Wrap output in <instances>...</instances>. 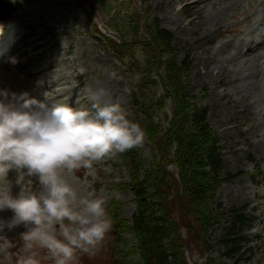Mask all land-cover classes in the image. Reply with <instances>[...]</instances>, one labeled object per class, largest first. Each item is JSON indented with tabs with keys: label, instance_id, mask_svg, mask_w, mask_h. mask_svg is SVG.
I'll list each match as a JSON object with an SVG mask.
<instances>
[{
	"label": "rangeland",
	"instance_id": "obj_1",
	"mask_svg": "<svg viewBox=\"0 0 264 264\" xmlns=\"http://www.w3.org/2000/svg\"><path fill=\"white\" fill-rule=\"evenodd\" d=\"M114 1L116 0H92L96 10L85 4L90 13L89 19L79 13L72 0H19L23 5H19V9L13 4V13L18 15L22 11L26 13L27 18L23 29L20 27L14 31L17 32L15 36L20 45L18 50L24 54V51L30 49L39 55L40 61L34 65V68L32 67L31 74L27 73L25 66L16 67L17 71L9 67L7 71L13 76L12 78L15 79L17 74L24 72V81L32 85V88L28 89L15 82L11 89L16 92L28 91L38 99L46 93L57 102H67L76 107L79 102L86 101L87 90L94 86V81L102 78V69L116 71L118 79L111 82V87L122 99L131 119L143 127L142 106L134 105L132 100V95L138 93L144 95L146 100L143 101L141 96L137 102H145L154 113L157 111L158 115L161 113L159 117H162L163 113L167 115V118L160 123L155 121L159 133L153 140L150 139L153 144L145 140L144 145L138 149L148 160L151 156L154 157L156 165H159V176L165 180L162 186L165 191L161 196L163 204L166 203L171 208L173 218L180 223L183 237L190 238L187 243L189 247L185 250L187 263L218 264L224 261L231 264L233 261L230 262L222 256L220 240L230 224L229 212L246 204L245 217L250 222L246 224L239 237L247 261L239 264H264V186L261 187V201L258 203L255 189L249 179V173L254 168L248 156L249 150L253 152L260 160L264 172V36L258 37L259 41L251 37L264 34V0H237V3L228 6L229 10L226 11L218 8V5L210 6V9L209 6L196 9L191 0H134L138 3L140 15L131 7L126 10L128 1L117 0L120 4L119 19L114 17L116 13L113 7ZM218 1L217 4L222 1L229 3L231 0ZM211 11L219 14L214 17ZM232 11L234 16H231ZM99 14L110 30L115 29L117 35L127 40H131L128 34L130 26L124 21V18L128 17H136L139 28H144L148 40H151L157 25L170 30L173 36L169 47L171 55L175 57L176 62H180L184 55H188L192 61L190 73L188 74L187 71L181 80L194 103L209 109L207 122L219 139L224 160L222 176L226 175V171L234 172L233 174L236 175L232 180H220L214 183V189L206 193L205 200L208 206L212 207L214 222H217L207 231L205 237L214 244L209 252L202 251L200 241L196 244L191 240V235L185 227L186 220L190 218L184 204L186 199L181 185L182 178L178 164L174 161L177 156L179 157L176 144L172 143L171 137L168 136L166 139L170 144L167 152L155 147L158 136L169 135L177 121L174 101L171 96L165 97L166 94L170 95L169 91L172 88L162 68V62L169 58L168 53L163 55L160 53L158 56L156 51L150 49L151 60L146 62L147 56L143 54L142 47L148 48V45H142L141 40L137 39L133 43L135 44L133 59L126 57L122 61L116 58L102 43L100 34L96 32V19H101ZM245 14H249L246 19H244ZM63 15L69 22L70 28L54 25L55 30L64 29V34L60 36L63 31L55 32L50 24L53 21L50 19L66 26ZM7 18L8 21L12 20L10 17ZM31 25L35 26L32 32H30ZM224 26H227L229 31L225 32L224 36H220L219 31ZM73 27H76L80 33H75V36L74 33L70 34ZM250 27L251 36H242L247 34ZM36 40L42 47L33 50L31 46ZM241 41L244 45L240 44ZM5 56H0V65L3 64ZM29 57L28 53L22 55L21 63H26ZM134 62L139 67L136 72L129 68V64L133 65ZM39 66V73L34 74ZM68 68L75 73H71ZM76 72L79 74L77 81L70 78L78 75ZM150 80H154L156 84L151 85ZM78 81L83 83L79 88L75 86ZM3 84L6 85L0 80V85ZM66 95H70L73 100L63 99ZM157 100L161 103H157ZM135 110L139 113L136 114ZM158 115L155 114V117ZM181 134L183 136L184 133ZM199 149L203 151L202 146L198 147ZM165 154L173 161L165 163L163 160L166 159ZM115 163L120 165L116 167ZM199 170L201 169L194 165L187 170V174L193 175L194 171ZM14 176L15 173H10V177L14 178ZM70 180L82 193L95 192L105 197L109 201L108 212L110 205L120 204L122 218L130 219L135 204L132 201V190L126 185L129 177L126 166L120 159V153L104 159L90 170H80L70 177ZM18 191L19 186L14 185L12 194L16 195ZM179 199L184 208L183 217L179 210ZM216 204H221L223 214H215ZM211 212L208 209V213ZM11 216V210L0 212V218L4 220L10 219ZM189 224L195 227L192 222ZM23 231L25 228L21 225L12 230L5 228L0 232V264H20L16 258H21L23 242L20 234ZM254 233H259L261 236V240L257 243L253 240ZM125 237L129 239L127 234ZM106 251L105 240L96 255L79 254L77 264H111V260L104 256ZM130 257L137 258L135 255ZM38 258L41 264H54L45 250L38 251Z\"/></svg>",
	"mask_w": 264,
	"mask_h": 264
},
{
	"label": "clouds",
	"instance_id": "obj_2",
	"mask_svg": "<svg viewBox=\"0 0 264 264\" xmlns=\"http://www.w3.org/2000/svg\"><path fill=\"white\" fill-rule=\"evenodd\" d=\"M102 73L87 90L86 107L0 87V212H12L0 218V232L24 226L20 264H41V249L54 264H77L78 254L96 255L112 229L105 197L82 193L70 177L142 147L146 132L111 87L116 71Z\"/></svg>",
	"mask_w": 264,
	"mask_h": 264
},
{
	"label": "trees",
	"instance_id": "obj_3",
	"mask_svg": "<svg viewBox=\"0 0 264 264\" xmlns=\"http://www.w3.org/2000/svg\"><path fill=\"white\" fill-rule=\"evenodd\" d=\"M114 17L119 19L121 15L115 13ZM124 21L130 26L128 34L134 38V41L140 39L142 45H148V48L142 47L143 54L147 56L146 62L151 60L149 58L150 49L156 51L158 56L160 53L161 55L168 53L169 58L162 62V68L170 86H172L170 92L174 101L177 121L169 135L158 136L155 147L167 152V147L170 144L166 139L168 136L171 137L172 143L176 144L179 157L177 156L174 161L178 164V171L182 178L181 185L186 199L184 204L188 218H190V220H186L185 227L191 235V240L196 244L200 241L202 251L204 253L209 252L214 244L205 237L207 231L217 222H214L212 207L208 206L205 200L206 193L214 189V183H218L220 180H232L236 175L233 174L234 172L226 171V175L222 176L224 160L221 155L219 139L207 122L209 110L194 103L181 80L183 75L190 70L192 61L189 56L184 55L180 62H176L169 48L173 38L170 31L157 25L153 30L151 40H144L140 36L141 32L136 17L124 18ZM134 47L135 44L123 46V53L126 57L133 59ZM138 68L134 62L132 70L136 71ZM149 83L155 85L154 80H150ZM141 96L143 101L146 100L144 95L138 93L134 94V102L136 105L142 106L143 127L148 139L153 140L154 136L159 133L154 121L158 111L154 113L145 102H137ZM166 96L170 97L169 94ZM157 103L160 104L161 101L157 100ZM181 133H184L183 136ZM200 146L203 147L202 152L200 149L198 150ZM165 156L166 159H163L165 163L173 161V159L168 158L167 154ZM248 156H251L250 150ZM128 159H130L132 166V190L136 202V211L131 222L120 219L113 220L112 229L108 233L107 258L111 260V264H188L184 251L186 242L189 243L190 238L188 236L187 239L182 237L180 223L173 218L171 208L166 203L163 204L161 196L165 191L162 187L165 183L164 178L150 172L144 178L139 179V160L135 159L133 153L128 155ZM194 165L201 170L194 171L193 175L187 174V170ZM154 168L158 173L160 172L158 165H155ZM204 169L208 170L204 171ZM255 172L262 177L261 182L258 181V183H264V172L260 171L258 165ZM254 179L255 177L252 178V181ZM150 188L151 191H149ZM221 207V204L215 205L216 215L223 214ZM208 209L211 213H208ZM245 209V207H238L229 212L230 224L226 228L224 237L220 240L222 256L230 262L233 261L231 264L247 261V258H244L245 250H243L242 240L239 237L247 224ZM190 222L195 227L191 226ZM125 233L130 235L134 248L130 246ZM131 255H135L137 258H131ZM218 264L227 263L222 261Z\"/></svg>",
	"mask_w": 264,
	"mask_h": 264
},
{
	"label": "bare ground",
	"instance_id": "obj_4",
	"mask_svg": "<svg viewBox=\"0 0 264 264\" xmlns=\"http://www.w3.org/2000/svg\"><path fill=\"white\" fill-rule=\"evenodd\" d=\"M9 1L12 2L11 0H9ZM191 1H192L193 6L196 9L205 8L207 6H209V9H210V6L212 7V6L218 5L217 7L220 8V9H224V11H226L228 6L230 7V6H233L235 3H237V0H231V1H229V3L222 1V3H220V4H217V2H219L218 0H191ZM227 10H229V9H227ZM208 11L209 10H207L206 13H208ZM25 14H24V12L20 11L19 14L12 20L13 22L10 23V22L4 21V22L1 23L3 25V31H2V33H0V56H3V55H6V56L3 59V64L0 65V80H3L5 82V84L7 85V88H9V89H11V87L14 85L15 82H18V84L20 86H23L25 88H28V89L32 88V85L27 83V81H24V72H21V74H17V77L14 79V78H12L13 76L11 74H9L8 71H7V69H9V67H12V69L14 70L16 67L17 68H20V67L23 68V66H25V67H27V70H28V72H27V70L25 69L26 72L28 74H31L32 73L31 72L32 67L34 68V65L40 61L39 55L37 53H33L32 51H30V49H29V51H24V54H22V52L18 50V49H20V45H18L19 42H18L17 36L11 37L14 34V31L16 29H18L20 27L22 28L24 26V24L26 22V19H27ZM211 14L215 17V16H217L219 14V12H214L213 11V13H212V11H211ZM223 14H225V13L223 12ZM34 29H35V26L33 25L31 27V31L30 32H32ZM240 44L244 45V42L241 41ZM27 46H25V47H27ZM41 47H42V45L38 43V40H36L34 42L33 46H31V48L33 50L34 49L37 50L39 48L41 49ZM252 51H254V50H252ZM27 53L30 56L29 59L27 60L26 63L25 62L21 63V61H23V60H21L22 55L25 56V54L27 55ZM10 56H15L16 57L18 62L15 65H13V64L8 62V57H10ZM54 56H55V54H54ZM56 56H57V54H56ZM42 64H43V62H42ZM39 70H40V66L34 72V74L39 73ZM26 85H27V87H26ZM55 93H57V91Z\"/></svg>",
	"mask_w": 264,
	"mask_h": 264
},
{
	"label": "water",
	"instance_id": "obj_5",
	"mask_svg": "<svg viewBox=\"0 0 264 264\" xmlns=\"http://www.w3.org/2000/svg\"><path fill=\"white\" fill-rule=\"evenodd\" d=\"M9 11H10V7L8 6V8H7V11H6V14H5V15H7V14L9 13Z\"/></svg>",
	"mask_w": 264,
	"mask_h": 264
}]
</instances>
